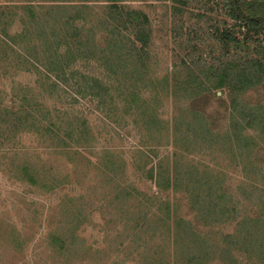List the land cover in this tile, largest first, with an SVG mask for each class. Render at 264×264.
<instances>
[{"label":"rangeland","instance_id":"1","mask_svg":"<svg viewBox=\"0 0 264 264\" xmlns=\"http://www.w3.org/2000/svg\"><path fill=\"white\" fill-rule=\"evenodd\" d=\"M27 1L0 0V6L7 7L9 11L7 17L0 15V35L6 33L12 36L20 25L18 17L22 9L19 7ZM98 1L97 7L102 9L106 3ZM125 1L147 13L151 23L148 74L155 78L167 77L169 84L180 81L185 74L180 69V57L186 53L183 48L185 43L200 42L195 37L200 31L196 18L178 21L170 14L169 0ZM198 5L193 3L197 9H193L195 14ZM14 9L19 15L12 11ZM210 17L219 22L223 19L220 12L211 13ZM204 49L207 54L208 48ZM7 56L10 58L5 61L6 51L1 47L0 264H264V226L260 224L254 229L251 225L247 226L248 231L240 228L241 236L237 244L230 239L234 247L233 259L221 255L219 246L214 245H219L227 235L235 232L233 227L236 219L248 213L249 201L259 199L264 189V178L261 174L257 176L258 173L264 175V138L258 135L264 132V124H261L260 119L256 126H251L252 135L258 138H255L258 147L255 153L258 156H254L257 161L247 156L237 161V166L233 162L228 163L223 153L216 154V151L213 155L212 151L204 147L194 148L193 143L186 145L181 142L180 146L175 140L174 144L172 138H163V134L153 142L148 133L138 132L135 128L131 131V137H120L96 113L88 115L87 125L93 132L87 127V133L93 138L88 147L74 146L68 150L55 148L58 144L55 145L53 140L41 133L37 118L33 119V116L38 114V105L46 103L52 109L53 103L68 101L69 97L61 96L57 91L56 95L55 91L38 89L33 80L35 69L28 66V69H24L23 60H13L15 55L12 51ZM254 87L257 88L244 97L249 106L264 103V81ZM179 101L182 105L188 103L184 95ZM83 105L85 108L91 107V104ZM215 106L216 103L213 108ZM230 108L228 102L220 113L218 110L213 111L217 124L226 122L222 121L221 115ZM173 110V97L163 93L158 112L164 123H168L172 136L175 134L171 123ZM259 113H264V107ZM21 116H25L26 121L23 122L19 118ZM48 120L56 122L52 112L48 114ZM189 133L183 124L176 135L183 137ZM134 135L142 139V143H145L143 147L155 146L158 164L164 172L163 179L171 178L169 191L164 193L171 203L186 196L192 200L193 195L200 192V185L195 179H201L202 172H207L208 167L212 169L214 165L220 167L229 164L228 172L234 171L230 183L233 200H227L237 206L239 213L235 220L231 216L227 226L222 228L223 221L218 219H223L222 216H215L218 218H213L211 222L201 219L197 212L199 208L193 209L195 200L189 204L185 199L183 203L188 205L180 207L178 203L170 214L172 219L174 215H178L179 219L187 217L192 224L196 220L199 229L201 227L200 232L207 229L209 238L216 242L209 254L196 249L192 240L183 243V229H176L172 219H169V227L157 230L151 228L153 220L159 216H169L166 212H169L170 202L162 206L161 210L156 204L142 202L143 193L152 185L145 183L142 168L135 162L139 157L131 152ZM157 143L159 145H155ZM153 159L146 162L147 166H155L157 160ZM110 160L114 161L113 165ZM105 161L109 164L106 165ZM140 165L144 166V162ZM246 167H252L255 175H250ZM243 177L247 179L245 186L254 183L257 190H251L250 187L239 190L237 185ZM119 186L126 190L120 192L117 190ZM239 198L242 200L238 202ZM189 209L191 212L187 213ZM193 210L196 212L193 213ZM219 228L222 229L218 233ZM243 235H248V246L241 245L244 242Z\"/></svg>","mask_w":264,"mask_h":264},{"label":"trees","instance_id":"2","mask_svg":"<svg viewBox=\"0 0 264 264\" xmlns=\"http://www.w3.org/2000/svg\"><path fill=\"white\" fill-rule=\"evenodd\" d=\"M100 1L106 3L102 9L97 7L98 0H29L19 7L22 9L18 17L20 25L12 36L0 35V49L6 51L5 61L10 58L7 53L12 51L13 60H23L24 69H35L33 80L38 89L57 91L61 96L69 97L68 101L53 103L52 109L46 103L38 105V114L33 116V119L37 118L41 133L58 144L55 148L88 147L93 141L87 133L88 115L96 113L120 137H131V131L137 128L138 132L148 133L153 142L163 134V138H172L173 143L178 141L180 146L181 142L193 143L194 148L204 147L213 155L216 151V154L223 153L228 163L235 165L247 156L257 161L254 156H258L255 153L258 138L252 135L251 126H256L259 119L264 124V113H259L264 103L249 106L244 97L257 88L254 87L256 84L264 81V0H169L170 14L178 21L195 17L196 23L200 24V31L195 36L200 42L185 43L186 53L180 57V69L185 74L180 81L177 80L180 83L175 81L173 84H169L167 77L155 78L148 74L152 31L147 13L125 0ZM193 3L199 4L196 14ZM99 8L101 10H97ZM16 9L12 11L19 15ZM218 12L223 16L221 22L210 17L211 13ZM6 13H9L7 7L0 6L1 17H7ZM204 47L209 50L207 54ZM163 93L173 97V136L168 123H164L158 112ZM182 95L188 100L186 105L179 101ZM212 102L213 105L216 103L214 108ZM228 102L231 108L221 115L222 121L226 122L217 124V117L212 113L214 110L223 111ZM82 103L91 104V107L85 108ZM51 112L56 122H49ZM19 118L26 121L25 116ZM183 124L190 133L178 137L176 133ZM260 134L264 138V132ZM133 138L131 152L139 157L135 162L142 168L145 183L152 185L143 193L142 202L156 204L161 210L170 202L164 193L169 191L171 178L163 179L164 172L158 164L155 146L143 147L142 139L136 135ZM150 158L157 160L155 166H147ZM142 161L144 166L140 165ZM104 163L109 164L108 161ZM110 163L113 165L114 161L110 160ZM228 165L208 167L210 171L202 172L201 179H195L200 192L194 194L192 200L186 196L170 202L169 212H166L169 216H159L152 221L151 228L169 227L173 206L180 203L182 207L195 201L193 209L199 208L197 212L201 219L211 222L218 218L215 216H222L223 219L218 218L223 221L222 228L229 224L231 216L235 220L239 209L230 203L234 194L230 190L234 171L228 172ZM246 168L250 175L254 174L252 167ZM260 174L263 179L262 173L257 176ZM244 177L237 188L257 190L254 183L245 186L247 179ZM117 190L126 189L119 186ZM260 198L249 201L248 213L234 223L235 232L227 235L219 245L214 244L219 246L221 255L233 259L234 247L230 239L238 243L240 228L248 231L250 225L253 229L258 224L264 226V189ZM185 199L188 203H183ZM241 204L238 205L241 207ZM172 220L175 228L183 229V243L194 241L196 249L204 254L213 250L210 248L216 242L209 238L207 229L200 232L196 220L192 224L187 217L179 219L178 215ZM243 236L241 245L248 246V235Z\"/></svg>","mask_w":264,"mask_h":264}]
</instances>
